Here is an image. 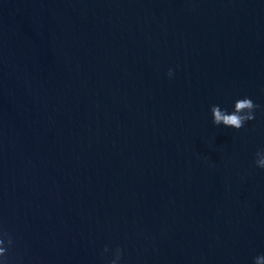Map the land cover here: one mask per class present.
Instances as JSON below:
<instances>
[{"label":"water","instance_id":"obj_1","mask_svg":"<svg viewBox=\"0 0 264 264\" xmlns=\"http://www.w3.org/2000/svg\"><path fill=\"white\" fill-rule=\"evenodd\" d=\"M260 149L264 0H0L7 264H254Z\"/></svg>","mask_w":264,"mask_h":264},{"label":"clouds","instance_id":"obj_2","mask_svg":"<svg viewBox=\"0 0 264 264\" xmlns=\"http://www.w3.org/2000/svg\"><path fill=\"white\" fill-rule=\"evenodd\" d=\"M168 75L171 77L174 75L172 69H169ZM260 105L256 104L251 98L244 97L237 99L234 103V109L231 113L227 109H222L219 105H213L210 109L213 115V123L217 126L224 125L225 127H231L235 129H241L246 122L255 119V109ZM255 164L264 169V149H260L256 152ZM5 238L7 244L10 246L13 244L12 237L6 232L0 230V258H3V264H7V248L5 247ZM110 249L106 245L104 252L107 253ZM123 256V249L119 246L115 249L114 258L109 261V264H120ZM254 264H264V255H259L254 258Z\"/></svg>","mask_w":264,"mask_h":264}]
</instances>
